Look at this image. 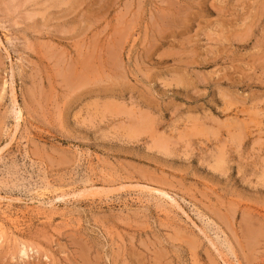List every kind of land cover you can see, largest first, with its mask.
<instances>
[{"label":"rangeland","instance_id":"1","mask_svg":"<svg viewBox=\"0 0 264 264\" xmlns=\"http://www.w3.org/2000/svg\"><path fill=\"white\" fill-rule=\"evenodd\" d=\"M0 264H264V0H0Z\"/></svg>","mask_w":264,"mask_h":264}]
</instances>
